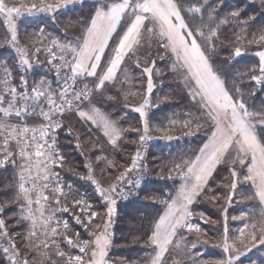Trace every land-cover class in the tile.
I'll use <instances>...</instances> for the list:
<instances>
[{"label":"snow or ice","instance_id":"obj_1","mask_svg":"<svg viewBox=\"0 0 264 264\" xmlns=\"http://www.w3.org/2000/svg\"><path fill=\"white\" fill-rule=\"evenodd\" d=\"M74 2L75 0H31L25 3L22 0L19 6H15L6 3V0H0V16L10 34V39L5 43L11 45L16 53L13 66L10 67L7 62L0 64V168L11 165L17 170L14 199L21 204L22 213L17 222H29L24 249L28 252L35 250L42 257L40 264H107L106 256L111 246L108 228L115 211L113 205L116 204L111 194L116 192V186L112 185L107 190L102 188L94 179L91 166L85 165L89 170L88 175L80 178L90 180L95 185L96 193L107 203L108 219L101 231L90 233L94 239H82L79 233L75 234V238L69 235L68 222L61 221L55 215L56 212L68 211L67 206L57 207L60 205V198L66 196L63 179L55 171L63 166L65 159L56 146L58 130L65 127V113L75 111L85 122L90 121L92 125L101 128L108 143L113 147L117 146L122 129L92 105L91 93L93 90H103L107 83H114L126 58L137 55L146 38L149 48L155 42L164 50L171 61L173 72L181 77V82L187 89L191 107L198 112V115L193 112L185 114L188 119L182 126L189 129L185 135L195 136L202 132L206 137L198 151L187 158L180 156L173 161L169 171L174 172L175 177L170 175L169 179L175 182L178 178L180 183L175 193L164 201L165 210L154 223L148 238L150 244L155 246V254L148 264H165V254L170 250L175 253L171 264H184V260L177 256L186 254V248H182L181 240L175 238L185 228L189 232L200 231L198 226L190 222L193 213L189 206L205 191L217 166L224 163L230 165L228 170L232 178V192L227 197L229 202L233 199V192L241 182V177L244 183L250 185L251 194L246 199L258 201L259 211L251 214L252 223H245L244 228L240 229V243L244 249L248 248L245 242L248 240L264 245V111H250L244 97L233 94L227 79L216 66L215 40L219 25L226 24L228 17L219 18V10L213 8L207 14L208 22L204 23L207 5L200 4L199 0L191 3L189 0H96L82 35L75 43L64 44L52 39V46L44 49L49 57L46 62L39 61L37 53L41 51L40 48L30 52L20 46L17 17L51 13L54 19L56 10ZM80 2L83 3V0ZM260 2L264 5V0ZM223 6L221 4L219 8L222 9ZM239 15L236 11L229 14L232 18H238ZM197 17L201 21L199 24ZM218 18L219 24L213 26ZM43 33L44 29L41 27L39 35L42 37ZM112 41H115L114 46L110 43ZM252 43L264 45V30L258 38L254 37L249 41V44ZM241 55L242 49L236 47L234 56ZM255 55L259 58V75L255 74L254 68L250 79L264 91V50L257 51ZM45 64L48 72H54V81L41 76L39 80L33 79L30 84L29 74L35 67H43ZM136 67H141L139 57ZM154 68L155 60L142 68V73L148 77V94L153 90ZM17 71L18 83L14 77V72ZM88 78L96 81L94 89L87 83L78 85V81ZM235 92L239 93L240 89L235 88ZM81 106L88 110L85 111ZM151 106L146 95L143 103L132 109L139 113L143 123V134L139 136L141 146L151 138L148 135L146 112V108ZM28 117L42 120L38 125H30ZM71 132L72 128L69 127L68 134ZM165 138L173 139L172 136ZM140 159L141 152L138 149L131 158V165L116 180H124L128 173L137 169ZM237 167L242 171L238 172ZM128 183L132 184L133 181L129 180ZM134 186L139 187L140 181L136 180ZM67 187L72 189L71 184ZM49 192L51 195L47 194ZM74 203L82 214L90 212L85 219L75 217L76 223L83 225L87 231L98 213L90 211L91 205L86 200H76ZM96 227L99 228L100 225ZM245 229H248L247 234ZM227 232L225 223L222 246L228 255L217 264H234L242 253V249L228 242ZM0 240L7 241L6 246L0 244L7 264H30L24 252L17 248L15 240L9 236L7 223L2 218ZM62 244L71 249L78 248L80 254L62 250ZM192 247L195 248V244ZM50 253H54L59 259L52 260Z\"/></svg>","mask_w":264,"mask_h":264},{"label":"trees","instance_id":"obj_2","mask_svg":"<svg viewBox=\"0 0 264 264\" xmlns=\"http://www.w3.org/2000/svg\"><path fill=\"white\" fill-rule=\"evenodd\" d=\"M191 2L194 0H189V3ZM199 3L207 5L204 11V23L208 22L207 14L213 8L219 10V18L228 17L226 24L219 25L218 37L215 40L214 60L227 79L229 88L232 89L234 95L244 97L250 111H264V91L261 90L260 85H256L250 79L254 68H256L255 74L259 75V58L255 53L264 50V45L249 44L250 40L254 37L258 38L264 30V5L260 0H199ZM221 4L224 5L222 9L219 8ZM92 9L91 3H86L83 8L75 5L59 10L55 14V20H51L45 13L25 17L19 26V37L24 29L34 30L37 24H40V27L42 26L51 36L76 35L78 29L85 28ZM233 11L239 12L238 18L229 16ZM74 16L81 17L73 21ZM219 18L213 26L219 24ZM68 21L72 24L68 26V31L64 32L63 26ZM197 23H201L199 17H197ZM28 25L34 28H29ZM8 37L7 27L3 23V17L0 16V60H5L11 67L14 64L16 53L7 47L5 41ZM110 43L115 45V41ZM29 47L32 48L31 45ZM236 47L242 49L240 57L234 56ZM161 50L163 49L152 42L151 48L144 51L146 56H144L143 66L155 60L152 74L154 87L151 94L147 93L148 77L147 74L142 73L143 66L142 68L136 67L129 57L126 58L114 83H107L103 90L99 92L93 90L91 93L92 105L107 114L122 129V136L117 141L116 147L108 143V138L103 135L101 128L92 125L90 121L85 122L75 114V111L65 113L63 117L65 127L58 130L56 146L65 159L63 166L56 168L55 171L62 175L65 185L66 196L62 197V204L68 207V211L63 214L69 224L68 232L73 236L79 233L81 238H85L87 235L83 225L77 224L74 219L76 216L85 219L84 214L79 212V208L75 206L76 200H86L91 205L90 211L98 213L94 222H98L106 210V202L96 193L91 181L80 178L88 175L89 170L85 165L91 166L96 181L111 182L131 165V158L137 150L141 152V165L137 172L141 181L140 186L135 187L131 184L130 188L124 183L126 190L124 193H119L120 196L116 198V208L111 225L113 234L106 258L109 264H148L155 248L148 238L153 231L154 223L163 212V202L169 198V192H172L173 184L176 183V180L174 182L173 179L167 178L170 176L169 170L173 161L180 156L186 158L192 155L198 151L206 139L202 132L195 136L185 135L189 131L182 126L183 122L188 119L185 114L193 112L198 115V112L191 107L187 89L181 82L180 76L173 70H167L166 65L169 59L165 53L163 54L165 58H160ZM108 51L110 54V49ZM47 56L43 51L38 53L39 59L42 58L43 62H46ZM154 56L155 58H152ZM46 68L35 67L34 71L29 74V83L31 84L33 79L39 80L38 77L41 75H48ZM125 70L131 72L130 80L123 78L122 73L125 74ZM156 70L159 74H156ZM14 77L15 82L18 83V71L14 72ZM51 78L54 77L51 75ZM82 82L94 89L96 81L88 78ZM235 88H239L240 92L236 93ZM254 92L255 95H253ZM146 95L152 105L146 108L149 135L157 139L146 141L141 146L139 136L143 134V123L139 113L132 109L141 104ZM126 96L127 99H125ZM81 107L85 111L88 110L87 107ZM41 120L42 118L38 117L27 118L30 125H38ZM172 121L176 123L173 124ZM69 127L72 128L70 135L68 134ZM133 129H138V131ZM159 129H165V131ZM166 136H172L173 139L167 140ZM168 152L171 153L168 154ZM229 166L228 163L217 166L205 191L191 205L194 214V219L191 220L197 223L202 234L197 235L196 243L191 236L187 238V243L182 242L181 247L186 248V254H181L177 258L183 259L184 264H217L218 261L224 260L222 240L225 236V223L228 228L227 238L233 241L239 237L241 240L240 229L244 228L245 223H252L251 214L259 211L258 201L246 199V196L251 194L250 185L244 183L242 177L237 189L233 192L232 201L229 202L227 197L232 192ZM236 170L242 171L239 167ZM16 171L11 165L0 168V215L6 221L9 236L15 240L17 248L30 258L32 252L24 249L27 221L17 222L22 213L21 206L14 199ZM68 184L72 185L71 190L68 189ZM235 215L238 216L237 219H233ZM247 231L248 229H245V234ZM209 237L217 240V243L213 249L205 250L203 247ZM245 242L249 250L240 262L242 264H264V245L250 240ZM0 244L6 246L7 241L0 240ZM193 244L195 248L192 247ZM253 244H255L254 247ZM238 248L247 250L242 244ZM3 256L0 250V264H7ZM207 258H213L216 263L208 262ZM171 259L170 250L165 254V264H171Z\"/></svg>","mask_w":264,"mask_h":264},{"label":"rangeland","instance_id":"obj_3","mask_svg":"<svg viewBox=\"0 0 264 264\" xmlns=\"http://www.w3.org/2000/svg\"><path fill=\"white\" fill-rule=\"evenodd\" d=\"M85 1H86V3H91V6H93V4L96 2V0H83V3H81L80 0H75L74 4H72V5H68V6L73 7V6L76 5V6H79V7L83 8V7L86 6ZM21 2H22V0H10V1H9V0H6V3H9L10 5H15V6H19ZM23 2H25V3H29V2H31V0H23ZM37 2H38V0H37ZM68 6H67V7H68ZM67 7H62V8H60V9L56 10V13H57L59 10H61V9H64V10L67 9ZM92 11H93V9H92ZM75 12H76V11H75ZM56 13H55V14H56ZM39 14H42V13H33V14H31V15H29V14H24V15H22V16L16 18V25H17V31H18V40H19L20 46L29 49L30 52H35V49H36V48H40L41 51H43V53L47 54V52L44 51V49H45L46 47H51V46H52V45H51V40H52V39H56V40H58L59 42L64 43V44H66V43H68V42H73V43H75V42L77 41V38L80 37V36L82 35L83 31H84V28H82V29H78V30H77L78 33H76V35H75V34H69L68 36H61V35H60V36H58V35H57V36H55V35H54V36H51L50 34L47 33L46 30H44L43 36L41 37V36L39 35V30H40V28H41L42 26L40 27V24H37V25H35V29H34V30L27 31V29H24L23 34L21 35V37H19V26H20V24H21V21H23L25 17L28 18V17H31V16L39 15ZM45 14H48L51 20H55V18H56V16H55L54 19H53V14H51V13H45ZM72 16H73V14H72ZM1 17H2V16H1ZM70 17H71V16H70ZM80 17H81V16H80ZM80 17H79V16H78V17L74 16V17L72 18V20H73V21H77V20L80 19ZM70 24H72V23H70V21H68L67 24H64V26H63V29H64L63 31H64V32H67V31H68V26H69ZM28 27H29V28H34V26L30 27V25H28ZM43 29H44V28H43ZM77 34H79L80 36L77 35ZM49 35H50L51 37H49ZM48 37H49V38H48ZM7 39H10V34H9V37H8ZM148 43H149V42H148V40H147V38H146L145 41H144V46H143V48L141 49V51L138 52L137 55L129 56V59L133 61V65L136 66L137 57H139V62H140V64H141V67H139V68H142L143 63L145 62V57H144V56H146V55L144 54V51L147 50V48H149V47H148ZM29 45H31L32 48H30ZM7 47H9V48L12 49L13 51H15V50L11 47V45H8V44H7ZM163 54H164V50H161L160 53H159V55L163 56ZM37 55H38V53H37ZM47 55H48V54H47ZM154 55H155V54H154ZM47 58H49V57L47 56ZM152 58H155V56L152 57ZM39 61H40V62H43V59L40 58ZM5 62H6L5 60H0V64H4ZM150 63H151V61H150ZM150 63H149V64H150ZM7 64H8V63H7ZM123 65H124V63H123ZM123 65H122V67H123ZM37 67H40V66H37ZM43 67H47V68H48L47 65H44ZM166 67H167V70L172 71V68H171V61H170V60H169V62L167 63ZM47 68H46V69H47ZM47 72H48V71H47ZM157 72H158V71L156 70V74H157ZM49 73H50V74H49ZM51 75H52V77H54V78H51ZM122 75H123V78H125V74L122 73ZM0 76H2V71H0ZM41 76H47V78H48L49 80H53V81H54V79H55V74H54V72H48V75H41ZM41 76H40V77H41ZM40 77H38V78H40ZM31 78H32V77H31ZM130 78H131V72L128 70V71H127V79H126V80H130ZM180 78H181V77H180ZM77 83H78V85L82 86V84L85 83V82L78 81ZM95 83H96V82H95ZM53 86L55 87L54 84H53ZM153 87H154V83H153ZM263 98H264V94H263ZM142 103H143V102H142ZM142 103H141V104H142ZM139 105H140V104H139ZM139 105H138V106H139ZM138 106H136V107H138ZM100 111H101V110H100ZM101 112L111 120V118H110L107 114H105L103 111H101ZM142 128H143V127H142ZM142 132H143V131H142ZM148 135H149V133H148ZM149 136H150V135H149ZM150 137H151V138L148 139L147 141H152V140H156V139H157V138H155V137H153V136H150ZM160 139H163V138H160ZM167 140H168V139H167ZM13 147H14V145H13ZM169 153H171V152H168V154H169ZM186 158H187V157H186ZM140 160H141V159H140ZM140 160H139V167H138L137 169L133 170L132 172L128 173V174L125 176V179H124V180L117 181L115 178H113L111 182H108V181H104V182H103V181H97V182H98L99 185H100L102 188H104L105 190L109 189L112 185H115V186H116V192H115V193H112L111 195H112L113 199L116 200V198H117L118 196H120L119 193H124V190H126V188H127V187L124 186V183H125L126 185H129V187L131 188V184L128 183L129 180L133 181V183H132L133 185L135 184V181H136V180H139V181H140L139 177L137 176V172L140 170V165H141V164H140ZM169 175L175 177V173H174V172L170 173V171H169ZM60 176H62V175L60 174ZM167 178L169 179V177H167ZM16 180H17V179H16ZM95 180H96V179H95ZM175 180H176V183L173 184V190H172L171 193L169 192V197L175 193V189L177 188V186H178L179 183H180V181H179L178 178H176ZM171 181H173V180H171ZM16 183H17V182H16ZM140 183H141V181H140ZM94 186H95V185H94ZM64 192H66V189H65V188H64ZM47 194L51 195V192H49V193H47ZM167 199H168V198H167ZM60 200H61L60 205H57V207H61V208H62V207H64L65 205L62 204V197L60 198ZM53 203H54V201H53ZM18 205L21 206L20 203H19ZM163 206H164V209H163V212H164V210H165V204H164V202H163ZM113 207H114V209H115V208H116V204L113 205ZM189 207H190V210L192 211L191 205H190ZM105 209H106V210H105V213H104L103 217H102L98 222H96V221L94 222V221H93V222L90 224L89 229L87 230V235H86V237H85V238H82V239H89V240L94 239V237L91 236L90 233H92V232H99V231H101V230L104 228L105 221L108 219V217H107V203H106V208H105ZM79 212H80V210H79ZM163 212H162L161 214H163ZM192 213H193V212H192ZM88 214H90V212H88V213H84V217H86ZM55 215H56L61 221H65V220L67 221V219L65 218L63 212H56ZM113 217H114V214H113V216H112V218H111V225H112V222H113V221H112V220H113ZM234 217H237V218H238L237 215H235ZM0 218L4 219L1 215H0ZM224 218H225V217H224ZM74 219H75V218H74ZM191 219H194V214L190 217V222L193 223V220H191ZM67 222H68V221H67ZM224 222H226V221H224ZM27 224H28V227H27L26 229H27V231H28V228H29V222H27ZM193 224L196 225V226H198L197 223H193ZM96 225H100V227L97 228ZM111 225L109 226L108 231L111 233V240H112V234H113V233L111 232ZM83 227H84V226H83ZM198 227H199V226H198ZM61 231H63L62 225H61ZM200 234H202L200 231H199V232H196V231H191V232H189V231L185 228V229H182V230L180 231V234H179L175 239H176V240H181V245H182V242L187 243V241H188L187 238H188L189 236H191V237H193L194 242L196 243V237H197V235H200ZM69 235H71L73 238H75V236H73L71 233H69ZM182 237H183V239H181ZM61 239H62V238H61ZM206 241H207V243H206V245L203 247V248H205V250H207V249H213V247L216 246L217 240H215V239L209 237V238L206 239ZM223 241H224V239L222 240V243H223ZM228 242H229L230 244H234L236 248H238L239 245L241 244V243H240V240H239V237H237V238L234 239L233 241L228 239ZM209 246H210V247H209ZM61 248H62V250L69 251V252H71L72 254H80L78 248H76V249H71V248H68V246H67L66 244H62V245H61ZM222 248H223V246H222ZM205 250H204V251H205ZM248 250H249L248 248H247L246 251L242 250V253L240 254V258H239L238 260H236V261L234 262V264H242V263L240 262V260H241L243 257H245V256L247 255ZM223 252H224V251H223ZM154 254H155V253H154ZM154 254H153V256H154ZM171 254H172V257H173V255H174L175 253H174L173 251H171ZM49 255H50V257H51L52 260H58V259H59V258L55 257L54 253H50ZM227 255H228V254H226V253L224 252V259L227 258ZM233 255H236V254L233 253ZM24 256H26V257L29 259L30 264H40V261H41V259H42V257H41L38 253H35V250H32V255H31L30 258H29L27 255H24ZM24 256H23L22 258H24ZM106 258H107V256H106ZM207 259H208V262H213V263L215 262V263H216V261H215L213 258H207ZM107 264H109V261L107 262ZM244 264H247V263H244Z\"/></svg>","mask_w":264,"mask_h":264}]
</instances>
